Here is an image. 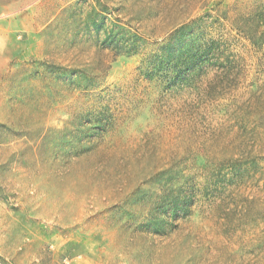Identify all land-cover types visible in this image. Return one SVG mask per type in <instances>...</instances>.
<instances>
[{
	"label": "rangeland",
	"instance_id": "1",
	"mask_svg": "<svg viewBox=\"0 0 264 264\" xmlns=\"http://www.w3.org/2000/svg\"><path fill=\"white\" fill-rule=\"evenodd\" d=\"M0 264H264V0H0Z\"/></svg>",
	"mask_w": 264,
	"mask_h": 264
}]
</instances>
